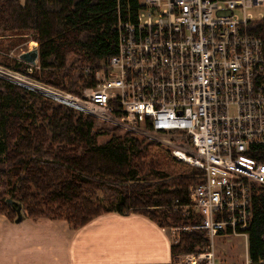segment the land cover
<instances>
[{
  "label": "built area",
  "instance_id": "built-area-1",
  "mask_svg": "<svg viewBox=\"0 0 264 264\" xmlns=\"http://www.w3.org/2000/svg\"><path fill=\"white\" fill-rule=\"evenodd\" d=\"M139 3L136 18L116 24V53L86 67H95L94 84L82 95L0 72L150 137L202 170L189 201L177 199L167 209L185 219L172 227L173 244L190 233H204L209 243L174 254L176 264H219L214 240L224 234L244 236L245 264H251L253 185L264 187V40L254 32L264 21V0ZM36 41L29 40V48ZM8 55L22 61L14 51Z\"/></svg>",
  "mask_w": 264,
  "mask_h": 264
},
{
  "label": "trees",
  "instance_id": "trees-1",
  "mask_svg": "<svg viewBox=\"0 0 264 264\" xmlns=\"http://www.w3.org/2000/svg\"><path fill=\"white\" fill-rule=\"evenodd\" d=\"M53 2L57 9L50 7ZM139 4V0H0V36L11 38L5 48L11 50L24 40L39 43L38 65L16 60L8 66L82 95L84 87L94 84L95 67L88 72L86 67L116 53V23L119 18H136ZM254 32L264 40V21ZM79 52V83L72 88L57 69L66 66L68 54ZM54 102L0 77V175L9 186V195L0 193V214L16 221L21 204L23 217L65 219L75 229L113 211L143 213L163 226L185 223L167 207L178 198L189 201V187L202 179L200 168L190 165L188 173L167 175L154 166L150 153L160 143L131 131L118 133L120 127L101 143L94 115ZM252 192L248 255L251 264H264V187L254 184ZM208 243L204 233L184 234L171 250L202 251Z\"/></svg>",
  "mask_w": 264,
  "mask_h": 264
},
{
  "label": "crops",
  "instance_id": "crops-1",
  "mask_svg": "<svg viewBox=\"0 0 264 264\" xmlns=\"http://www.w3.org/2000/svg\"><path fill=\"white\" fill-rule=\"evenodd\" d=\"M173 236L147 215L108 212L75 229L65 219L0 214V264H176Z\"/></svg>",
  "mask_w": 264,
  "mask_h": 264
},
{
  "label": "rangeland",
  "instance_id": "rangeland-1",
  "mask_svg": "<svg viewBox=\"0 0 264 264\" xmlns=\"http://www.w3.org/2000/svg\"><path fill=\"white\" fill-rule=\"evenodd\" d=\"M21 1H24V0H21ZM50 7L53 9H57L58 4L53 2L50 4ZM260 10H262L264 12L263 7H261ZM31 37H32V35L30 34L29 38H31ZM82 37H83V39H85L86 34H83ZM28 41L29 40H26V41L24 40L23 43L12 47L11 50H8L5 47L10 45L11 38L8 36H0V47L1 48L4 47V49H5V51H4L0 48V66H1L0 69L4 70V71L7 70L8 72H12L15 75H19V76H21V78L23 77L24 79H27L30 82H35V83L39 82L41 84H46L45 82L35 81L34 79L29 77L28 75H25V74L23 75V73L15 70V68L8 66V64H11L13 66L16 63V59L14 57L8 55V53L10 51H14V53L16 55V54H20L23 50L26 51V50L31 49V48H29V42ZM34 41H36V40L34 39ZM36 45L38 47L39 43L37 42ZM50 60L53 62L54 58L51 57ZM80 60H81L80 52L79 53H70V54H68V57H67L66 66L64 68H58L57 69V71L60 72L59 76L61 77V79L65 83V85L72 87V88H75L78 85V83H79L78 82V76L80 75L79 67L81 65ZM38 63H39V61H38ZM38 63L36 65H38ZM84 66H87V65H84ZM1 75L3 77L4 76L9 77L8 75L2 74V73L0 74V77H2ZM13 81H15L16 83H19L16 79ZM28 81L25 82V81L21 80L22 86L25 83V84L30 86L28 88H30L34 91H37V90L42 91L41 88L39 89V87H35L32 83H30ZM21 83H19V84H21ZM47 85H49V84H47ZM51 86H53V85H51ZM54 87H56V86H54ZM33 88H38V89L36 90ZM60 89H63V88H60ZM63 90H65V89H63ZM65 91L69 92L68 89ZM71 93H73V92H71ZM73 94H75V93H73ZM43 95H45V94H43ZM54 100H55L54 103H56V104L62 103L56 99H54ZM64 104H66V103H64ZM37 105H40V102ZM74 108L79 109L77 107H74ZM96 126H97V129H100V131H102L100 138H99L101 143L107 141L111 137L112 133L114 131H116L115 127H117L113 124H109V123L107 124V122H104V121L102 122L99 119L96 123ZM117 132L118 133L124 132V130L118 129ZM146 139H147V141L154 140V139H151L150 137H147V136H146ZM150 153L154 157V160H153L154 166H156V168L160 169L161 171H163L167 175H177V174L181 175L184 173H188L192 167L189 164H187L186 162H184V161L180 160L178 157H176L172 153V151L165 145L160 144L159 146L158 145L153 146L150 150ZM2 167H3L2 164H0V168H2ZM5 181H6V178L4 176L0 175V193H2L4 195H6V193H7V195H9V193L6 191V190H8L9 186ZM174 225L168 226L170 229V232H171L172 227ZM173 237H174V235H173ZM214 255H215V259H216L215 262H217L219 264H225V263L226 264H245L247 252H246V241H245L244 236L233 235V234H226V235L224 234V235L216 236L215 240H214Z\"/></svg>",
  "mask_w": 264,
  "mask_h": 264
},
{
  "label": "water",
  "instance_id": "water-1",
  "mask_svg": "<svg viewBox=\"0 0 264 264\" xmlns=\"http://www.w3.org/2000/svg\"><path fill=\"white\" fill-rule=\"evenodd\" d=\"M19 57H20V59L22 61H24L26 63H29L31 65H36L38 63V61H39V49H38L37 46H35L32 49H29V50H26V51L24 50L23 52L20 53ZM4 78L9 79V80L11 79L12 81L15 80V77H11V76H9V77H7V76L5 77L4 76ZM21 85H22V83H21ZM23 86L30 87L29 85H27L25 83L23 84ZM33 89H36V88H33ZM37 91H39V90H37ZM39 92L42 93V91H39ZM8 201L10 203H13L14 202V200L11 199V198H8ZM16 212H17L16 222H21L23 220V214H22V206H21V204H18L17 205Z\"/></svg>",
  "mask_w": 264,
  "mask_h": 264
},
{
  "label": "bare ground",
  "instance_id": "bare-ground-1",
  "mask_svg": "<svg viewBox=\"0 0 264 264\" xmlns=\"http://www.w3.org/2000/svg\"><path fill=\"white\" fill-rule=\"evenodd\" d=\"M140 5V4H139ZM129 11V10H128ZM132 11V10H131ZM135 11V10H134ZM132 13V12H131ZM120 15V14H119ZM132 15V14H131ZM130 16V15H129ZM125 18V17H124ZM117 24V23H116ZM100 60V59H99ZM97 62V61H96ZM31 65V64H30ZM90 65V64H89ZM7 71V70H6ZM92 71V70H91ZM2 72H0V74H1ZM2 74H5V73H2ZM8 76H11V74L10 75H8ZM19 76V75H18ZM12 77H17V76H12ZM18 78V77H17ZM23 78V77H22ZM27 80V79H26ZM83 91V90H82ZM74 109V108H73ZM80 112V111H79ZM84 114V113H83ZM97 119V118H96ZM98 121V120H97ZM103 122V121H102ZM102 124V123H101ZM108 124V123H107ZM179 199V198H178ZM193 234V233H192ZM202 236V235H201ZM219 238V237H218ZM199 251V250H198ZM262 261V260H261Z\"/></svg>",
  "mask_w": 264,
  "mask_h": 264
}]
</instances>
